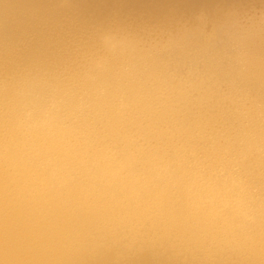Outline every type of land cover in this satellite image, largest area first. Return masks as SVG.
I'll return each instance as SVG.
<instances>
[{
	"label": "clouds",
	"instance_id": "clouds-1",
	"mask_svg": "<svg viewBox=\"0 0 264 264\" xmlns=\"http://www.w3.org/2000/svg\"><path fill=\"white\" fill-rule=\"evenodd\" d=\"M0 264H264V0H0Z\"/></svg>",
	"mask_w": 264,
	"mask_h": 264
}]
</instances>
